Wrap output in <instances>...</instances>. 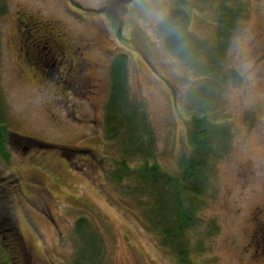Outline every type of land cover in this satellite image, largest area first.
I'll return each mask as SVG.
<instances>
[{"label": "rangeland", "instance_id": "1", "mask_svg": "<svg viewBox=\"0 0 264 264\" xmlns=\"http://www.w3.org/2000/svg\"><path fill=\"white\" fill-rule=\"evenodd\" d=\"M239 1L246 12L234 30L224 61L226 84L210 115L229 128L230 145L213 165L190 237L199 264H264V0ZM173 3L0 0V96L11 135V162L0 161L8 188L0 211L6 221L12 218L28 264H73L74 225L82 217L104 238L105 264H178L143 202L108 177L120 150L104 129L111 63L124 53L132 96L152 122L157 163L168 175L181 174L191 153L188 93L201 79L165 49L157 32ZM216 4L194 11L191 30L201 38L214 39ZM23 16L54 27L69 46L84 51L90 61L84 89L62 94L43 76L55 68L51 59L38 64L32 54L19 55ZM25 61L40 66L41 76Z\"/></svg>", "mask_w": 264, "mask_h": 264}, {"label": "trees", "instance_id": "2", "mask_svg": "<svg viewBox=\"0 0 264 264\" xmlns=\"http://www.w3.org/2000/svg\"><path fill=\"white\" fill-rule=\"evenodd\" d=\"M210 1L217 3L218 9L213 40L201 38L191 30L194 11ZM3 12L0 9V14ZM245 12L239 0H174L171 11L157 28L165 49L201 79V83L188 93L193 110L189 129L191 153L182 164L181 174L168 175L157 163L152 122L143 103L130 91L129 56L119 53L111 63L104 129L107 140L118 145L120 158L113 161L114 169L108 177L114 183L126 184V194L135 195L143 202L145 214L158 228L162 244L176 254L178 264H199L195 260L196 246L190 237L200 221V196L206 192L214 163L230 145L229 128L211 120L210 115L226 84L225 56ZM10 136L5 103L0 96V161L9 163ZM4 180L0 177V195L3 193V196L8 189L3 187ZM2 214L0 211L5 264H28L23 256L20 257L23 243L12 231V218L8 215L6 221ZM73 232L76 249L72 263L105 264L106 243L91 221L79 218Z\"/></svg>", "mask_w": 264, "mask_h": 264}, {"label": "flooded vegetation", "instance_id": "3", "mask_svg": "<svg viewBox=\"0 0 264 264\" xmlns=\"http://www.w3.org/2000/svg\"><path fill=\"white\" fill-rule=\"evenodd\" d=\"M18 26V31L22 33L18 52L22 58V54H32L38 64L50 62L51 59L52 63L49 66L53 65L55 68L48 70L49 73L43 76L51 77L54 85L62 88V94L66 90L71 92L85 88L83 82L86 76L83 75L90 70V61L85 58L84 51L81 52L79 47L69 46L62 32L60 34L54 27L44 26L36 19L23 16L19 19ZM26 64L29 66V61ZM30 66L36 75L41 76L38 73L40 66L32 63Z\"/></svg>", "mask_w": 264, "mask_h": 264}]
</instances>
